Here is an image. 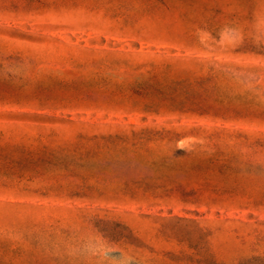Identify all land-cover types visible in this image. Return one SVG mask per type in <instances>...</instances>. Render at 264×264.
Wrapping results in <instances>:
<instances>
[{"label":"rangeland","instance_id":"374dc122","mask_svg":"<svg viewBox=\"0 0 264 264\" xmlns=\"http://www.w3.org/2000/svg\"><path fill=\"white\" fill-rule=\"evenodd\" d=\"M0 264H264V0H0Z\"/></svg>","mask_w":264,"mask_h":264}]
</instances>
